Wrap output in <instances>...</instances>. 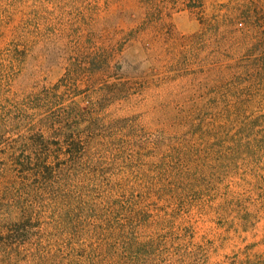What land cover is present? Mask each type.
Segmentation results:
<instances>
[{
	"label": "rangeland",
	"instance_id": "374dc122",
	"mask_svg": "<svg viewBox=\"0 0 264 264\" xmlns=\"http://www.w3.org/2000/svg\"><path fill=\"white\" fill-rule=\"evenodd\" d=\"M36 133L54 184L15 164ZM18 203L16 264H264V0H0V226Z\"/></svg>",
	"mask_w": 264,
	"mask_h": 264
},
{
	"label": "trees",
	"instance_id": "16d2710c",
	"mask_svg": "<svg viewBox=\"0 0 264 264\" xmlns=\"http://www.w3.org/2000/svg\"><path fill=\"white\" fill-rule=\"evenodd\" d=\"M72 113L73 112L66 114V119L62 120V118H59V121H61L59 123L63 124V129L59 130L61 132L58 133L57 136L61 140L59 141L60 146L62 145L61 151H63L66 158H69L70 160L78 158L79 153H82L83 149L85 148L82 138L75 134L73 129L74 126L67 122L70 121V114ZM57 132V130H54V133ZM50 140L51 139L45 137L43 133H36V135L31 139L32 148L30 154L32 155V158L30 156H28V158H15V164L20 167L24 174H32L33 178L35 179L34 182L54 184L56 174L62 173L64 170L63 166H59L57 162H49L50 148L52 145L57 147L56 142H51ZM35 148H39L42 152L40 154H36L33 152V149ZM54 155H52V157L55 159ZM4 206L5 214H3V216H5V218H3V225L0 226V247L4 249L0 250L1 264H14L15 262L13 254L9 249L19 242L21 239L20 235L23 233V231L29 228V223L32 219L30 218V214L27 212L28 210L19 205V203L18 206L15 205L19 211V214H16L15 216L12 214L13 208L11 205L7 204ZM11 215L14 217L12 216L13 218L10 219Z\"/></svg>",
	"mask_w": 264,
	"mask_h": 264
}]
</instances>
